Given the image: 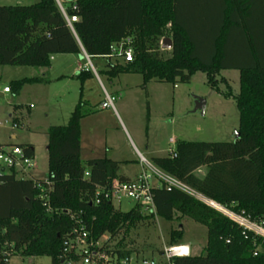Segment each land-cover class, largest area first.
<instances>
[{
    "label": "trees",
    "instance_id": "obj_1",
    "mask_svg": "<svg viewBox=\"0 0 264 264\" xmlns=\"http://www.w3.org/2000/svg\"><path fill=\"white\" fill-rule=\"evenodd\" d=\"M62 5L68 16L78 18L73 29L56 0L0 5V66L48 68L53 55L83 51L103 58L111 54L112 44L130 37L133 60L108 57L103 72L110 78L139 73L145 87L152 79L186 83L195 72H205L212 88L236 102V140L180 141L175 157L153 162L208 198L264 224V0H74ZM164 37L173 42L167 58L158 52ZM230 69L240 73L237 95L222 92L217 84L220 72ZM90 76L85 69L78 75L82 82ZM36 80H16L11 88L19 92ZM20 110L14 106L15 126ZM90 112L80 99L68 124L49 127L46 178H20L14 169L0 173V259L7 253L48 256L52 264H63L64 240L81 226L94 242L108 235L102 248L124 257L133 252L123 239L115 248H107L109 240L158 216L168 221L189 217L208 229L203 254L176 256L172 264H264L263 236L244 233L229 217L181 189L168 190L164 183L152 187L154 212L146 214L139 204L121 211L104 197L96 203L97 188L132 179L119 173V161L81 159L80 120ZM16 145L34 155L32 145ZM182 235L181 226L172 228L171 246L179 245Z\"/></svg>",
    "mask_w": 264,
    "mask_h": 264
},
{
    "label": "rangeland",
    "instance_id": "obj_2",
    "mask_svg": "<svg viewBox=\"0 0 264 264\" xmlns=\"http://www.w3.org/2000/svg\"><path fill=\"white\" fill-rule=\"evenodd\" d=\"M39 0H0V5H30ZM68 4L74 0H60ZM69 1V2H67ZM162 43V40L160 44ZM163 58L171 55L170 49L160 45ZM108 59L91 57L97 75L78 77L80 64L88 62L82 54H56L48 68L33 66H0V143L32 145L34 165L18 177L44 179L48 173L49 127L66 125L80 99L86 100L87 108L95 113L80 120L82 131L81 159L112 158L122 161L121 171L130 177L140 174L150 176L151 185L159 184L153 171L157 168L154 157L169 155L180 141H234L238 135L239 111L233 97H225L208 84L207 74L197 71L189 82L169 83L150 80L143 86L144 77L139 73H124L110 78L103 71ZM83 69V67H81ZM89 70V68L84 67ZM224 77L226 82H222ZM23 78H34L26 82L19 92L3 93L5 86ZM222 92L237 95L240 91L238 70H222L217 76ZM230 85V88L229 86ZM13 90V88H11ZM104 89L116 96L115 109L100 108ZM14 91V90H13ZM205 102L204 109L196 108V101ZM20 105V123L13 125L11 114L14 106ZM15 115V114H14ZM172 137L175 142L170 143ZM146 146L148 150H146ZM146 158L142 163L140 153ZM204 170L199 174H203ZM113 206L129 211L136 202L132 199L115 198ZM154 212V208H142V213ZM183 230L179 245L189 247V255L204 253L208 240V229L189 217L179 221H168L156 216L138 222L129 229H122L117 237L110 239L107 248L123 245L140 257L161 260L165 247H170L169 232L173 228ZM109 239L108 235L102 242ZM12 264H52L48 256H14Z\"/></svg>",
    "mask_w": 264,
    "mask_h": 264
},
{
    "label": "built area",
    "instance_id": "obj_3",
    "mask_svg": "<svg viewBox=\"0 0 264 264\" xmlns=\"http://www.w3.org/2000/svg\"><path fill=\"white\" fill-rule=\"evenodd\" d=\"M56 1L64 13L68 25L73 29V23L78 20L77 16H68L60 0ZM110 48L111 54L105 55L103 58L107 59L108 57H119L125 62L133 60L134 50L130 37H127L118 43L112 44ZM84 55L87 57L88 62L82 66L83 69L84 67L89 68V70L93 71L97 75V69L91 62V56L85 51ZM2 91L3 93L8 94L13 93L9 86H5ZM104 92L105 96L101 103V107L104 109H115L116 96L110 94L106 89H104ZM171 143H174L173 139H171ZM170 155L171 157H175L177 155L176 148L170 149ZM141 161L144 163L147 160L142 158ZM33 165V156L27 155L23 147L16 144L0 146V173L12 169L16 170L18 173H25ZM153 171L159 181L158 185L164 183L168 190L178 188L186 191L229 217L240 227L244 228V233L248 230L264 237V224L252 221L243 213H237L229 208H226L159 168H153ZM87 174L88 173H86V175ZM152 187L154 186L151 185L150 176L145 173L138 175L130 181H120L118 179H114L106 186L97 188L95 202L100 203L101 197H104L111 202H113L115 198L125 197L132 199L143 209H148L150 207L154 208L151 194ZM46 197L47 195L43 193L42 198L45 199ZM102 243V239L96 242L90 240L89 231L85 229L84 226L74 228L70 235L64 240L63 264H172V259L174 257L189 255V247L187 245H174L163 249L161 253V260L140 257L137 254L119 257L116 253L109 254L106 249L102 248ZM185 248H187V250H184ZM7 254L8 255H6L3 259H0V264H12L11 259L14 256L9 253ZM75 257H77V260Z\"/></svg>",
    "mask_w": 264,
    "mask_h": 264
},
{
    "label": "crops",
    "instance_id": "obj_4",
    "mask_svg": "<svg viewBox=\"0 0 264 264\" xmlns=\"http://www.w3.org/2000/svg\"><path fill=\"white\" fill-rule=\"evenodd\" d=\"M61 2V1H60ZM67 2H69V1H67ZM74 2V1H73ZM73 2H69L68 4H66V5H69V4H71V3H73ZM84 64H80V69H81V71L83 70L81 67L83 66ZM95 67V66H94ZM96 68V67H95ZM97 69V68H96ZM86 70V69H85ZM80 71V72H81ZM91 71V70H90ZM91 72H93V71H91ZM80 74V73H79ZM91 77H93V73H92V76H90V77H88V78H91ZM84 82V81H83ZM13 91V90H12ZM108 91V90H107ZM14 92V91H13ZM16 93V92H15ZM104 100V95H103V97H102V99L100 100V103H102V101ZM85 102L87 103V101L85 100ZM87 106H88V103H87ZM100 108L102 109V110H104V108H102L101 106H100ZM107 109H110V108H106V110ZM90 110H91V108H90ZM96 111L94 110H91V112H90V114H92V113H95ZM90 114H88V116L90 115ZM12 115L13 114H11L10 115V117H12ZM87 116V115H86ZM171 139H173L172 137H170V139H169V142L171 143ZM174 140V139H173ZM174 142H175V140H174ZM82 145H83V142H82V131H81V154H82ZM146 150H148V147L146 146ZM140 153V156H141V159L142 158H144V159H146L143 155H142V153L141 152H139ZM169 155H170V151H169ZM168 156V155H167ZM162 157H164V156H162ZM100 158V157H99ZM103 158V157H102ZM105 158V157H104ZM155 158V157H154ZM153 158V159H154ZM92 159V158H91ZM110 159H112V158H110ZM86 160H88V159H86ZM112 160H114V159H112ZM85 161V160H84ZM115 161H119L121 164H122V161H120V160H115ZM121 164H120V171H119V173L120 174H123L124 176H126V177H128V178H130V179H134V178H136V177H130L128 174H127V172H123V171H121ZM203 169H200V170H198V173L200 172V171H202ZM202 175V174H201Z\"/></svg>",
    "mask_w": 264,
    "mask_h": 264
},
{
    "label": "water",
    "instance_id": "obj_5",
    "mask_svg": "<svg viewBox=\"0 0 264 264\" xmlns=\"http://www.w3.org/2000/svg\"><path fill=\"white\" fill-rule=\"evenodd\" d=\"M172 45H173V42H172V39L170 37H164L162 39L161 47L163 49H172ZM83 54H84V51H83ZM204 107H205L204 100L197 98L195 110L200 109V108L204 109Z\"/></svg>",
    "mask_w": 264,
    "mask_h": 264
},
{
    "label": "bare ground",
    "instance_id": "obj_6",
    "mask_svg": "<svg viewBox=\"0 0 264 264\" xmlns=\"http://www.w3.org/2000/svg\"><path fill=\"white\" fill-rule=\"evenodd\" d=\"M184 250H187V248H185Z\"/></svg>",
    "mask_w": 264,
    "mask_h": 264
}]
</instances>
